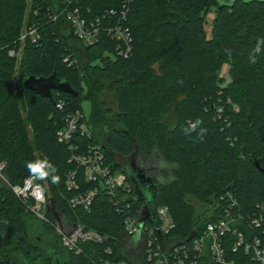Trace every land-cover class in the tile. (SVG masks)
I'll return each mask as SVG.
<instances>
[{
	"label": "trees",
	"instance_id": "16d2710c",
	"mask_svg": "<svg viewBox=\"0 0 264 264\" xmlns=\"http://www.w3.org/2000/svg\"><path fill=\"white\" fill-rule=\"evenodd\" d=\"M67 1L31 0L29 5L27 0H0V160L6 163L5 179L17 184L29 176L28 161L47 157L60 176L57 184L45 180L55 210L73 223L107 234L110 240L84 245L86 254L68 252L49 223L27 213L0 178V249L31 240L42 250L52 251L53 264L56 259L94 264L92 252H100L106 244L114 247V256L122 255L120 241L111 240L119 238L113 222L120 215L107 196L97 195L89 211L69 205L74 192L66 189L65 174L75 166L68 162L69 150L57 141L56 130L66 112L83 110V98L91 105L86 120L93 138L77 140L100 144L106 163L113 171L125 173L140 194L143 188L133 176L131 154L139 151L142 164L137 166L143 172L152 169L153 156L172 166L167 182L149 173L158 186L151 206L168 207L177 233H197L214 220L213 204L227 190L247 212L264 199V173L256 166L264 168V53L255 65L248 59L257 39L264 38V0H131L125 22L132 37L128 58L117 54L118 42L106 32L93 45H82L59 15L41 22L39 44L26 42L20 58L9 56L26 18L33 19L30 8H62ZM71 1L85 15L88 9L92 18L101 17L107 9L118 11L125 0ZM209 13L214 16L208 35ZM225 64L227 78L220 75ZM51 75L66 81L77 95L52 90L48 99L23 85L29 76ZM107 94L116 101V108L102 98ZM196 119L207 129L203 142L196 133L183 132ZM79 182L81 190L94 186L82 179L81 171ZM193 199L206 203L198 215ZM47 218L54 222L55 216L49 212ZM232 254L235 264H256L240 251ZM31 258L22 256L20 264H32Z\"/></svg>",
	"mask_w": 264,
	"mask_h": 264
},
{
	"label": "built area",
	"instance_id": "2783aa9c",
	"mask_svg": "<svg viewBox=\"0 0 264 264\" xmlns=\"http://www.w3.org/2000/svg\"><path fill=\"white\" fill-rule=\"evenodd\" d=\"M130 1L125 0L118 11L107 9L101 17L92 18L88 17V9L85 15L83 9L72 4L71 0L62 8L51 5L30 8L33 19L26 18L15 46L8 54L20 58L26 42H41V22L46 18L56 20L62 15L82 45H93L98 42L101 33L106 32L118 42L117 54L128 58L132 52V37L125 22ZM27 2L31 5V0ZM41 10L43 14H40ZM57 107L61 109L63 103L59 101ZM222 110L221 106L217 108L219 116ZM234 110L238 108L234 106ZM79 137L93 138L83 110L75 109L62 116L61 126L56 130L57 141L69 150L68 162L75 166L65 174V187L74 192L69 205L89 211L95 197L101 194L109 198L115 212L120 215V220L113 222L119 238L111 237V240L120 241L122 255L114 256V247L106 244L100 252H92L94 264H235L232 253L238 251L256 264H264V199L257 201L247 212L241 209L235 194L227 190L219 202L213 204L217 211L215 219L198 228L197 233L184 236L176 232L167 206L152 208L144 192V196L137 195L134 183L128 180L125 173L113 171L106 163L100 144H81L77 140ZM5 166V161L0 160V178L20 200L27 213L49 223L68 252L86 254L88 251L84 245H102L110 240L107 234L73 223L57 212L55 207V215L49 211L52 202L44 182L36 181L40 187L34 188L28 176L20 183L10 184L3 176ZM80 171L82 179L94 184L93 187L81 190ZM49 212L55 216L54 222L48 220ZM111 243L116 245L114 241Z\"/></svg>",
	"mask_w": 264,
	"mask_h": 264
},
{
	"label": "clouds",
	"instance_id": "9594fccd",
	"mask_svg": "<svg viewBox=\"0 0 264 264\" xmlns=\"http://www.w3.org/2000/svg\"><path fill=\"white\" fill-rule=\"evenodd\" d=\"M225 52L229 55L231 54L230 50L226 49ZM262 53H264V38H258L253 49L249 53V63L255 65L257 63V57ZM202 123L200 119L189 122L188 126L183 129L184 134L191 135L192 133H196L197 138L203 142L207 129L201 127ZM25 167L29 173L28 180L33 183L34 188L40 187L39 184L35 183L36 181L50 179L53 184H57L60 181L57 167L51 163L47 157L30 160L26 163Z\"/></svg>",
	"mask_w": 264,
	"mask_h": 264
},
{
	"label": "water",
	"instance_id": "95a60500",
	"mask_svg": "<svg viewBox=\"0 0 264 264\" xmlns=\"http://www.w3.org/2000/svg\"><path fill=\"white\" fill-rule=\"evenodd\" d=\"M23 85L28 90H31L34 93L48 99H51L52 90H59L67 94L77 95V92L74 91L66 81L57 79L54 77V75H51L47 78L29 76L24 80ZM132 155L133 154H131V156ZM256 166L260 172L264 173V168H261L258 163H256ZM137 175H138L139 183L142 185V188L146 193V197L150 201H153L156 198V194H157V189H158L157 184L153 182L152 177L146 176L145 173L140 168H137ZM136 193L137 195H140V192L138 190H136ZM51 202H52V207L49 208L48 210L52 211V213L55 215V212L53 211L54 203L52 200ZM146 214H148V212H146ZM31 260L34 261L36 260V258L32 257ZM55 262L56 264H67L65 260L62 261L56 259Z\"/></svg>",
	"mask_w": 264,
	"mask_h": 264
},
{
	"label": "rangeland",
	"instance_id": "374dc122",
	"mask_svg": "<svg viewBox=\"0 0 264 264\" xmlns=\"http://www.w3.org/2000/svg\"><path fill=\"white\" fill-rule=\"evenodd\" d=\"M224 1V0H223ZM250 12L253 9H249ZM214 14L213 13H209L206 17V22H205V30L207 32V34L209 35L210 33V29H211V20L213 18ZM228 70H229V66L227 64L223 65V67L221 68V72L220 75L224 78H227L228 76ZM13 88L15 90V94H19V85L16 83L15 80H13ZM103 99H105V101L107 102V105L112 106L114 108H116V101L114 100V98L110 95H103L102 96ZM81 107L83 109L84 114L86 115L87 118H89L90 116V102L89 100H87L86 98L81 99ZM24 116V115H23ZM29 131H30V127H28ZM130 160L135 164V165H141L142 161L140 159V154L139 151L137 150L136 152L133 153V156L130 158ZM150 168L152 167V169L150 171H148L149 173H153L156 175V179H158L159 182H167L171 179V168L172 166L167 164L162 158H158V156H153L150 159ZM146 164V163H145ZM144 167H146L144 165ZM156 171V172H154ZM161 172L164 173V175H161ZM167 173V174H166ZM44 183L47 186V182L44 180ZM48 189V186H47ZM48 193H50L49 189H48ZM193 206L195 208V213L196 215L200 214V212L202 211V209L206 206V203H202L198 200H192ZM55 221V219L53 220Z\"/></svg>",
	"mask_w": 264,
	"mask_h": 264
},
{
	"label": "flooded vegetation",
	"instance_id": "af4514ba",
	"mask_svg": "<svg viewBox=\"0 0 264 264\" xmlns=\"http://www.w3.org/2000/svg\"><path fill=\"white\" fill-rule=\"evenodd\" d=\"M130 165H131V170L133 172V176L134 178L139 182L138 179V175H137V168L138 166L135 165L131 160H130ZM146 176L150 177L149 172H144ZM144 194L146 195L144 189H143ZM143 192L141 194H143ZM36 240L39 242L40 241V237L36 236ZM43 247H38L36 243H34V241H24L23 244L20 245H16L12 248H8L6 246H2L0 249V264H20L21 260L20 258L22 256H31V257H35L36 260H34L32 262V264H48V262H50V264H53L52 260H50V258L53 257V253L51 250L48 249V247H46V250H42ZM13 253V260L12 261H8L7 257H11L10 254ZM33 255V256H32Z\"/></svg>",
	"mask_w": 264,
	"mask_h": 264
}]
</instances>
